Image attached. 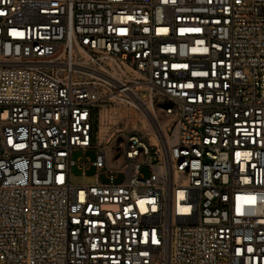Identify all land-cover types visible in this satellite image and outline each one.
I'll list each match as a JSON object with an SVG mask.
<instances>
[{"label":"built area","instance_id":"built-area-1","mask_svg":"<svg viewBox=\"0 0 264 264\" xmlns=\"http://www.w3.org/2000/svg\"><path fill=\"white\" fill-rule=\"evenodd\" d=\"M0 264H264V0H0Z\"/></svg>","mask_w":264,"mask_h":264},{"label":"rangeland","instance_id":"rangeland-1","mask_svg":"<svg viewBox=\"0 0 264 264\" xmlns=\"http://www.w3.org/2000/svg\"><path fill=\"white\" fill-rule=\"evenodd\" d=\"M82 155H83V153L81 151H77L73 154V158L75 161H78L82 157ZM86 156L89 159V161H93V160H95L96 154L94 151H88ZM72 172L74 174V178H73L74 183H83V181H84L83 173L85 172V170L79 168L78 165H75L72 169ZM95 173H96V168H94V167L86 170V174L88 176V181L92 180V177L94 176ZM123 178H124L123 175H119L117 178V181L120 182L123 180ZM101 180L104 182L107 181V178L105 177V175H101Z\"/></svg>","mask_w":264,"mask_h":264}]
</instances>
